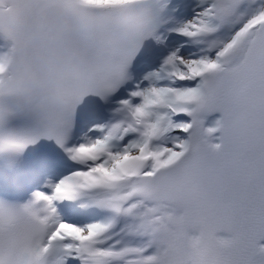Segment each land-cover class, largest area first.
<instances>
[{
	"label": "snow or ice",
	"instance_id": "snow-or-ice-1",
	"mask_svg": "<svg viewBox=\"0 0 264 264\" xmlns=\"http://www.w3.org/2000/svg\"><path fill=\"white\" fill-rule=\"evenodd\" d=\"M0 264H264V0H0Z\"/></svg>",
	"mask_w": 264,
	"mask_h": 264
}]
</instances>
